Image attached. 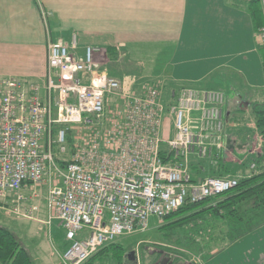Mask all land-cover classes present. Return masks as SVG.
Here are the masks:
<instances>
[{
    "label": "built area",
    "instance_id": "1",
    "mask_svg": "<svg viewBox=\"0 0 264 264\" xmlns=\"http://www.w3.org/2000/svg\"><path fill=\"white\" fill-rule=\"evenodd\" d=\"M41 12L45 82L0 78V209L31 221L44 204V224L57 221L70 242L59 264H85L104 246L146 231L150 217L163 220L238 186L237 177L195 183L190 170L193 158L225 148L224 93L182 88L166 102L159 82L110 77L105 50L78 54L75 38L53 41ZM258 41L264 45V28ZM166 120L170 139L162 135Z\"/></svg>",
    "mask_w": 264,
    "mask_h": 264
},
{
    "label": "crops",
    "instance_id": "2",
    "mask_svg": "<svg viewBox=\"0 0 264 264\" xmlns=\"http://www.w3.org/2000/svg\"><path fill=\"white\" fill-rule=\"evenodd\" d=\"M41 10L48 13L53 41L71 45L75 38L78 54L88 46L106 51L119 45L141 65L143 80L164 86L166 102L172 91L215 74V84L231 88L235 103L232 108L225 102L224 120L249 133L239 143L224 129L226 162L241 164L237 151L246 146L245 160L260 155L264 140L255 127L244 126L253 122L249 101L264 96L263 45L246 0H0V78L45 82L47 28ZM205 90L220 91L226 100L222 90ZM246 170L241 177L253 172ZM213 258L208 264H264V224Z\"/></svg>",
    "mask_w": 264,
    "mask_h": 264
},
{
    "label": "trees",
    "instance_id": "3",
    "mask_svg": "<svg viewBox=\"0 0 264 264\" xmlns=\"http://www.w3.org/2000/svg\"><path fill=\"white\" fill-rule=\"evenodd\" d=\"M247 2L259 33L264 28V2L261 0ZM261 50L264 61V45ZM106 53L108 57L106 68L110 77L123 79L126 76L132 78L141 75V67L125 57L119 45L110 44ZM128 66L137 68L129 69ZM141 81L142 84L151 83L147 80ZM249 102L250 116L255 124V130L264 140V96L251 99ZM237 110L242 111L241 105ZM246 163L256 164L259 170H253L249 176H237L238 186L223 195L196 204H185L163 219L168 223L162 229L178 228L179 230L185 227L191 246L195 247L197 244L199 247V244H204L203 249L207 250L213 249L216 241L221 242L223 246L217 250L218 253L264 224V165H261L264 164V146L260 155L252 156L251 162L250 159L241 162V167ZM232 165L234 164L226 162L222 150L216 151L213 157L193 158L190 169L192 181L199 183L206 178L236 177ZM176 240L180 245L181 239L176 237ZM126 254L121 244L116 241L101 248L85 264H129ZM172 254L178 255L179 259L186 258L177 251H173ZM215 254L209 256L207 260ZM0 264H33L28 250L16 235L2 226H0Z\"/></svg>",
    "mask_w": 264,
    "mask_h": 264
},
{
    "label": "rangeland",
    "instance_id": "4",
    "mask_svg": "<svg viewBox=\"0 0 264 264\" xmlns=\"http://www.w3.org/2000/svg\"><path fill=\"white\" fill-rule=\"evenodd\" d=\"M247 1L248 0H246V4L248 5ZM105 66H107V64ZM134 67L136 66H128L129 69H133ZM140 67L141 65H139V68ZM140 69L142 73V67ZM140 76L141 75H136L132 78H128V76H126L120 80L136 81V85L139 86V84H142L141 80H143ZM216 78L217 77L215 74H213L201 82L200 85H189L188 87L201 91L205 89L222 90L226 94L225 102H230L229 104H231L232 108H235L233 93L230 90L231 88L227 89L225 84L221 82L215 84ZM226 108L227 106L224 107V116H226ZM192 116L196 117L197 114L193 113ZM233 119L234 115L230 117V120ZM162 129V135L165 138H173L174 127L172 120H166ZM225 132L233 134L236 138H239V143H243V137L249 135L248 132L239 127H231L230 122H226V119ZM255 146L253 145V147ZM246 147L247 148L245 150L242 149L237 151L239 160L245 161V156L248 153L247 149L249 146ZM236 165L237 166H235V164L232 165V167L234 166L235 168L236 177H241L243 173L246 174L247 166L249 169L251 168V164L249 165V163H246L243 167H241L240 163ZM47 219L48 215L44 204L41 205L40 212L38 213V216L35 218V220L31 221L10 216L7 212H5V210L0 209V226L10 230L16 235L20 243H22V245L28 250L30 256L32 257L33 264H59V255L64 254L70 246V242L66 240L65 232L63 228L59 226V223L54 221L52 226H49L44 224V221H47ZM167 223L168 222H165L155 216L150 217L148 221V229L146 231L121 237L117 241L124 248L125 252H127V257L132 253L136 254L137 264H155L158 255L152 253V251L158 249L159 247L170 253L173 251L180 252L182 255L186 256L184 260H188L187 262L195 264H208L211 262L213 257L210 260H207V258L217 253V250L223 246L222 243L218 241H216L213 249L211 248L209 250L203 249L204 244H199V247L197 244L195 247L191 246L190 242L188 241L189 236L187 235V228L184 227L179 230H177L178 228L173 230H171V228L162 229V227ZM176 237L181 239L180 245L177 244Z\"/></svg>",
    "mask_w": 264,
    "mask_h": 264
},
{
    "label": "flooded vegetation",
    "instance_id": "5",
    "mask_svg": "<svg viewBox=\"0 0 264 264\" xmlns=\"http://www.w3.org/2000/svg\"><path fill=\"white\" fill-rule=\"evenodd\" d=\"M152 253L158 255L155 264H195V263L187 262L188 260L185 261L183 259H179L178 255H174L160 247L156 250H153ZM128 259H129L128 262L129 264H137V258L135 253L134 256L128 255Z\"/></svg>",
    "mask_w": 264,
    "mask_h": 264
},
{
    "label": "water",
    "instance_id": "6",
    "mask_svg": "<svg viewBox=\"0 0 264 264\" xmlns=\"http://www.w3.org/2000/svg\"><path fill=\"white\" fill-rule=\"evenodd\" d=\"M250 1H260V0H250ZM131 255L134 256V253H132ZM131 255H129V256H131Z\"/></svg>",
    "mask_w": 264,
    "mask_h": 264
}]
</instances>
